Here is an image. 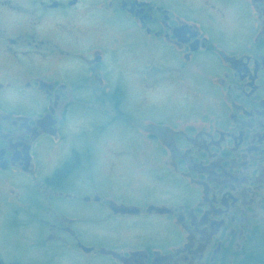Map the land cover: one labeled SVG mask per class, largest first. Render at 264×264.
Returning a JSON list of instances; mask_svg holds the SVG:
<instances>
[{
	"label": "flooded vegetation",
	"instance_id": "af4514ba",
	"mask_svg": "<svg viewBox=\"0 0 264 264\" xmlns=\"http://www.w3.org/2000/svg\"><path fill=\"white\" fill-rule=\"evenodd\" d=\"M114 154L158 194L106 173ZM250 243L264 0H0V264H225Z\"/></svg>",
	"mask_w": 264,
	"mask_h": 264
},
{
	"label": "rangeland",
	"instance_id": "374dc122",
	"mask_svg": "<svg viewBox=\"0 0 264 264\" xmlns=\"http://www.w3.org/2000/svg\"><path fill=\"white\" fill-rule=\"evenodd\" d=\"M76 122H78V123L74 124L72 121H70L68 128H72V129L76 130L77 128L81 127V124L84 125L83 123H81L82 120H77ZM107 143L110 145V149L113 150V149L117 148L118 137H117V134L114 132V130L109 131V135L107 137ZM111 159L113 161H115L116 166L106 168V169H108V171L106 173L115 175V174L122 172V173H124L123 175H125V177H127V182H129L130 185L136 184L138 186V189L142 195L152 196V195L158 194V192L161 189V186L159 184L154 183L152 180V177L149 174H147L145 171L142 172L143 169H145L146 167H143V166L133 167L131 165H128L126 163L127 159L125 157L120 158L116 154L112 155ZM98 169H100V167H98ZM138 173H140V174H138ZM102 174L103 173H100V175H102ZM160 221L161 220L159 218L152 217V220L149 222H141L144 224L146 223L148 226H150L148 228H145V230L147 232L146 236H148L149 233L155 234L157 232L162 231V225L159 224ZM140 228L142 229V226ZM122 230H124V227L120 223L113 224V226H110L108 229H105L103 231V234L99 233L100 243L113 245L114 243H116L117 240L123 239V237L120 236L123 232ZM251 244H252V246L248 247V248H252L251 249L252 252H251V250L249 251V253L251 252L250 253V259L257 258V256L255 254H257V255L259 254L261 247L260 246L257 247L255 245H253L256 243H250V245ZM225 264H254V263L250 262L249 260H242V261L237 262L234 259L233 261L228 260Z\"/></svg>",
	"mask_w": 264,
	"mask_h": 264
},
{
	"label": "trees",
	"instance_id": "16d2710c",
	"mask_svg": "<svg viewBox=\"0 0 264 264\" xmlns=\"http://www.w3.org/2000/svg\"><path fill=\"white\" fill-rule=\"evenodd\" d=\"M255 255L257 256V258L250 259V257H249V261L254 263V264H264V243L261 245V249L259 251V254L258 255L255 254Z\"/></svg>",
	"mask_w": 264,
	"mask_h": 264
}]
</instances>
